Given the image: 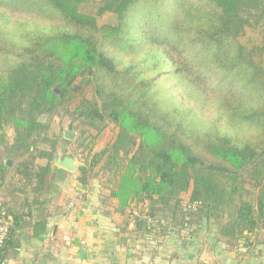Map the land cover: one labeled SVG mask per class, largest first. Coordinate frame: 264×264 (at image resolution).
Instances as JSON below:
<instances>
[{
    "label": "trees",
    "instance_id": "16d2710c",
    "mask_svg": "<svg viewBox=\"0 0 264 264\" xmlns=\"http://www.w3.org/2000/svg\"><path fill=\"white\" fill-rule=\"evenodd\" d=\"M90 1L0 0V186L39 203L56 141L38 119L77 99L71 121L117 130L78 179L103 163L126 224L191 233L213 222L231 241L264 231V0H101L80 12ZM106 14L114 24L98 25ZM0 211L5 259L21 225Z\"/></svg>",
    "mask_w": 264,
    "mask_h": 264
},
{
    "label": "crops",
    "instance_id": "0c3cea01",
    "mask_svg": "<svg viewBox=\"0 0 264 264\" xmlns=\"http://www.w3.org/2000/svg\"><path fill=\"white\" fill-rule=\"evenodd\" d=\"M51 166L49 186L31 207L0 186V205L21 225L7 264H264L263 230L232 241L213 222L191 233L139 231L115 211L108 189Z\"/></svg>",
    "mask_w": 264,
    "mask_h": 264
},
{
    "label": "rangeland",
    "instance_id": "374dc122",
    "mask_svg": "<svg viewBox=\"0 0 264 264\" xmlns=\"http://www.w3.org/2000/svg\"><path fill=\"white\" fill-rule=\"evenodd\" d=\"M101 0H92L86 4L79 7V11L84 14L94 15ZM114 18L111 15H104L97 18L98 25H112L114 24ZM165 86H168L167 84ZM85 98H90V93L85 94ZM77 104V99H72L70 103L64 104L62 110H60L53 118L47 119L44 117L43 123L47 124L48 131L47 134L56 141L55 154L62 156H70L73 158L76 169L72 173H76L77 169L84 166L85 161L88 165L91 164L92 155L102 151L104 148L110 146L115 140L117 130L112 124L106 126V128L99 134L96 131L90 130L79 122L74 121L72 126L73 139L68 140L63 136V131L67 130L71 118L64 113V110L73 111L75 105ZM82 132H85L82 135ZM91 138L95 139L93 145L91 146ZM13 132L11 129L6 130V142L8 146L12 145ZM85 140V141H84ZM83 142V145H81ZM92 149V153H88V149ZM14 155L5 160V164L10 161V167L13 164ZM38 164L43 165V161H37ZM111 173L109 171L103 170V163L98 164L92 170L87 173L86 185H98L102 189H108L111 186ZM244 197H247L244 194ZM183 200L186 202L188 196H182Z\"/></svg>",
    "mask_w": 264,
    "mask_h": 264
},
{
    "label": "water",
    "instance_id": "95a60500",
    "mask_svg": "<svg viewBox=\"0 0 264 264\" xmlns=\"http://www.w3.org/2000/svg\"><path fill=\"white\" fill-rule=\"evenodd\" d=\"M43 121H44V116H41L38 119V122L43 123ZM72 126H73V121L69 123L67 130L63 131V136L65 139H68V140L73 139V134L71 132ZM17 149H18V146L15 148V152ZM51 164L67 172H74V170L76 169L75 162L73 158L70 156H61V155L55 154L51 161ZM6 166L10 167V161L6 163Z\"/></svg>",
    "mask_w": 264,
    "mask_h": 264
},
{
    "label": "built area",
    "instance_id": "2783aa9c",
    "mask_svg": "<svg viewBox=\"0 0 264 264\" xmlns=\"http://www.w3.org/2000/svg\"><path fill=\"white\" fill-rule=\"evenodd\" d=\"M8 225L9 221L3 218V212L0 211V250L6 237ZM0 264H7V261L0 258Z\"/></svg>",
    "mask_w": 264,
    "mask_h": 264
},
{
    "label": "flooded vegetation",
    "instance_id": "af4514ba",
    "mask_svg": "<svg viewBox=\"0 0 264 264\" xmlns=\"http://www.w3.org/2000/svg\"><path fill=\"white\" fill-rule=\"evenodd\" d=\"M14 152H15V149H14ZM16 152H17V150H16ZM16 152H15V153H16ZM61 156H62V155H61Z\"/></svg>",
    "mask_w": 264,
    "mask_h": 264
}]
</instances>
